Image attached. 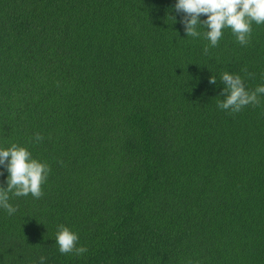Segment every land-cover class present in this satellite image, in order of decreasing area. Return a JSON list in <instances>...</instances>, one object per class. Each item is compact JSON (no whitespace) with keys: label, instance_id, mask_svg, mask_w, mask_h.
Returning <instances> with one entry per match:
<instances>
[{"label":"trees","instance_id":"trees-1","mask_svg":"<svg viewBox=\"0 0 264 264\" xmlns=\"http://www.w3.org/2000/svg\"><path fill=\"white\" fill-rule=\"evenodd\" d=\"M174 4L0 0V148L50 169L0 209V264H264V96L217 106L223 72L264 84V24L212 47Z\"/></svg>","mask_w":264,"mask_h":264},{"label":"clouds","instance_id":"clouds-1","mask_svg":"<svg viewBox=\"0 0 264 264\" xmlns=\"http://www.w3.org/2000/svg\"><path fill=\"white\" fill-rule=\"evenodd\" d=\"M174 8L184 15L180 23L184 26L185 36L197 38L201 33L197 30L202 25L203 33L210 46L215 47L221 38L223 29H230L236 41L244 45L248 42L252 24H264V0H175ZM204 15V20L200 16ZM207 47H205V52ZM220 79L224 84V98L218 103V108L239 112L246 105H255L259 97L264 96V84L247 90L239 75L223 72ZM211 77L209 82L215 83ZM35 141L41 140L37 134ZM5 161H7L5 165ZM0 165H5L7 172L6 187H0V209L12 215L16 209L9 203L12 196H27L34 198L41 195V185L49 174V166L33 158L23 146L12 144L7 148H0ZM78 234L66 226H60L55 234V243L61 254L74 253L79 256L86 252V248L78 246ZM44 257H40L39 264H44Z\"/></svg>","mask_w":264,"mask_h":264}]
</instances>
